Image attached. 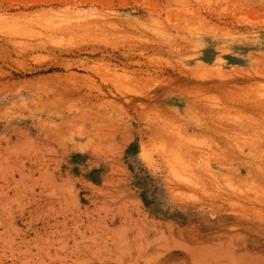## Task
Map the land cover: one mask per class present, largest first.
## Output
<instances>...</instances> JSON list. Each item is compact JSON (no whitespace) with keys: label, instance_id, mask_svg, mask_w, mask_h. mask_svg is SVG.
<instances>
[{"label":"rangeland","instance_id":"rangeland-1","mask_svg":"<svg viewBox=\"0 0 264 264\" xmlns=\"http://www.w3.org/2000/svg\"><path fill=\"white\" fill-rule=\"evenodd\" d=\"M263 110L264 0H0V264H264Z\"/></svg>","mask_w":264,"mask_h":264},{"label":"bare ground","instance_id":"bare-ground-1","mask_svg":"<svg viewBox=\"0 0 264 264\" xmlns=\"http://www.w3.org/2000/svg\"><path fill=\"white\" fill-rule=\"evenodd\" d=\"M7 42V41H6ZM7 43H10V42H7ZM38 46V45H37ZM27 49H28V52H30V51H33V50H36L37 49V47H34V46H27L26 47ZM128 54V53H127ZM125 55V54H124ZM124 55H122V56H124ZM130 55V54H129ZM134 54H132V55H130L129 57L132 59L134 56H133ZM136 56V55H135ZM125 59V58H124ZM129 59V58H128ZM127 60V59H126ZM124 64V63H123ZM123 64H121V65H123ZM139 65V64H138ZM137 65V66H138ZM124 66V65H123ZM142 70V69H141ZM145 70V69H144ZM156 70H158V69H156ZM155 69H154V71H156ZM145 71H147V70H145ZM140 72H142V71H140ZM159 72H160V70H159ZM159 72L157 73V74H159ZM143 73H145V72H143ZM148 73V72H147ZM177 73H178V71H177ZM142 74V73H141ZM140 74V75H141ZM152 74V73H151ZM146 75V74H145ZM148 75H149V73H148ZM180 75H183V74H180ZM143 76H144V74H143ZM183 76H185V74L183 75ZM192 78V77H191ZM194 79V78H193ZM175 80V79H174ZM202 81H203V79H201ZM189 81H192V80H189L188 79V81H184V82H189ZM183 82V83H184ZM222 82V81H221ZM210 84V83H209ZM213 84H214V82H213ZM199 85V84H198ZM104 95V94H103ZM108 95H112V92H111V90H108ZM115 96V95H114ZM140 98H142V97H146V96H142V95H140L139 96ZM150 99V101H153V102H157V101H160L161 99H159V96L158 95H151V96H148V97H146L145 99ZM124 101L127 103V104H133V106L134 107H136V106H140V105H142L143 104V100L142 99H140L139 100V98H131V97H125V99H124ZM178 102V101H177ZM245 102V101H244ZM250 102V101H249ZM137 103V104H136ZM200 103V102H199ZM247 103V102H246ZM244 105L243 106H245L246 104L245 103H243ZM136 105V106H135ZM196 105V104H195ZM250 106V105H249ZM248 106V107H249ZM188 107V106H187ZM247 107V106H246ZM195 107H193V109H194ZM198 108V107H197ZM191 109V108H190ZM199 109V108H198ZM197 109V110H198ZM262 111V110H261ZM264 111V110H263ZM196 113H197V111H195ZM262 114V113H261ZM261 116V115H260ZM264 116V115H263ZM147 128V127H146ZM145 128V129H146ZM150 128V127H149ZM148 129V128H147ZM28 141V140H27ZM26 142V141H25ZM24 142V143H25ZM23 143V144H24ZM22 146H24V147H27L28 148V145H22ZM31 146V145H30ZM29 146V147H30ZM32 147V146H31ZM216 196V195H215ZM225 198V197H224ZM223 199V198H222ZM226 200V199H225ZM255 226V225H254ZM259 228V227H258ZM254 231V230H253Z\"/></svg>","mask_w":264,"mask_h":264}]
</instances>
